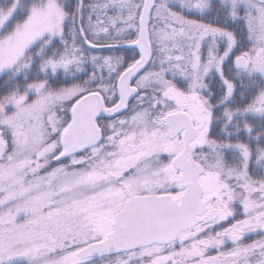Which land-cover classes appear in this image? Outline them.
Here are the masks:
<instances>
[{
  "label": "snow or ice",
  "instance_id": "6c2138e0",
  "mask_svg": "<svg viewBox=\"0 0 264 264\" xmlns=\"http://www.w3.org/2000/svg\"><path fill=\"white\" fill-rule=\"evenodd\" d=\"M0 264H264V0H0Z\"/></svg>",
  "mask_w": 264,
  "mask_h": 264
},
{
  "label": "trees",
  "instance_id": "16d2710c",
  "mask_svg": "<svg viewBox=\"0 0 264 264\" xmlns=\"http://www.w3.org/2000/svg\"><path fill=\"white\" fill-rule=\"evenodd\" d=\"M121 55H125L126 57H130L132 55L131 51H126V52H122L120 53Z\"/></svg>",
  "mask_w": 264,
  "mask_h": 264
}]
</instances>
